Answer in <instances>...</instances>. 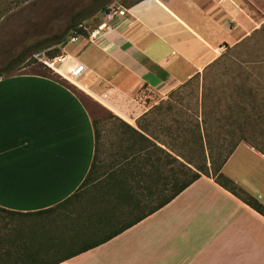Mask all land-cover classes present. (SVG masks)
I'll return each instance as SVG.
<instances>
[{"label":"crops","instance_id":"crops-1","mask_svg":"<svg viewBox=\"0 0 264 264\" xmlns=\"http://www.w3.org/2000/svg\"><path fill=\"white\" fill-rule=\"evenodd\" d=\"M122 7L126 13L107 23L98 39L90 42L81 36L67 42L62 55L85 66L69 81L85 99L121 121L123 130L126 123L154 140L136 124L151 107L146 97L161 98L202 72L219 56L220 46L243 36L248 15L238 0H136ZM142 87L149 91L140 97L143 103L137 108L128 104ZM94 121L84 99L64 82L40 73L1 75L0 207L34 213L74 193L92 162L95 166L100 149ZM119 155L115 163L123 162L125 153ZM221 171L264 204V154L241 142ZM41 215L45 217L34 221L51 227L59 221L52 219L56 211ZM72 221L80 228L91 222L77 214L61 220L68 227ZM121 224L119 219L113 225ZM84 232L72 246L50 252L46 261L264 264V216L205 175L133 225L73 254L83 242L102 240L109 233Z\"/></svg>","mask_w":264,"mask_h":264},{"label":"trees","instance_id":"trees-1","mask_svg":"<svg viewBox=\"0 0 264 264\" xmlns=\"http://www.w3.org/2000/svg\"><path fill=\"white\" fill-rule=\"evenodd\" d=\"M109 7L104 6L103 11ZM71 33L87 35L88 30L74 26ZM70 35L63 33L55 41L43 40L31 51L40 53L42 48L47 49L51 47L50 43H53L56 47L46 50L47 57L58 56L61 54L59 49L66 46ZM29 51H21L13 61L0 70V76L16 68ZM252 87L242 88L243 90L237 88L233 102L231 100L229 104L223 106L218 101L216 108L209 107L206 101L207 94L202 93L201 111L193 121L191 138L188 142L185 141L184 132L181 131L177 136L182 138L180 143L174 148H167L168 150L157 145L154 141H158L157 138L151 136L154 139L152 140L125 123L129 141L126 142L125 149L128 153L124 155L123 162L110 165L105 178L97 183L94 182L95 166L92 162L78 189L55 206L34 213L0 207V212L13 216L41 215L56 211L58 215L52 219L55 222L59 220L53 227L43 221L28 224L19 221L8 227V230L5 226L0 233V264H54L58 260L47 262L45 259L47 255L77 243L86 233L84 231L88 233L98 229L109 231L102 240L83 242L81 248L73 254L93 247L156 211L202 175L212 177L216 183L264 216V204L221 171L228 157L241 142L264 154V148L253 141L254 133L261 129L256 131V125L259 123L264 127V108L257 110L258 106L255 103L258 101L255 96L257 88ZM136 124L142 129L138 122ZM215 137L221 142L214 143ZM184 148L186 152H183ZM88 184H92L99 191L102 190L85 202L80 198V190ZM168 188L171 192L163 194ZM76 204L81 205L78 210L75 209ZM84 204L94 205V208L87 210ZM67 208L71 210H66ZM69 214L85 216L91 222L83 224L84 227L80 228L72 221L68 227L61 220ZM129 214L135 215L130 219ZM125 217L128 219L124 220ZM119 219L122 220V224L113 225L119 222ZM66 230L68 234L65 236Z\"/></svg>","mask_w":264,"mask_h":264},{"label":"rangeland","instance_id":"rangeland-1","mask_svg":"<svg viewBox=\"0 0 264 264\" xmlns=\"http://www.w3.org/2000/svg\"><path fill=\"white\" fill-rule=\"evenodd\" d=\"M135 1L0 0V70L13 61L21 51L30 50L16 68L4 72L3 75L24 72L44 74L64 82L84 99L99 133L100 149L93 172L95 183L105 178L110 165L119 159V154L128 153L125 149L126 142L129 141L128 133L123 130L121 121L113 118L97 103L85 99L80 89L44 63V60L48 59L46 50L55 48V44L50 43L51 47L42 48L40 53L31 51V49L43 40L55 41L60 34H72L74 26L88 31L95 28L102 21L104 6L126 7ZM238 1L246 11L249 22L247 27H243V36L233 45H225L223 52L198 75L169 89L164 96L161 95V98L159 95L154 98L146 97V104L152 103L151 107L136 122L146 129L149 135L157 138L163 148H174L180 143L182 138L177 136L181 131L184 132L183 139L189 141L193 121L197 119L201 111L200 100L204 92L207 94L206 101L209 107L216 108L218 101L223 106L229 104L231 100L233 102L237 88L243 90L242 88L253 86L252 88H257L255 90V96L258 98V101H255L258 106L257 110L264 108V0ZM63 49L64 47L59 49L60 55L63 54ZM148 94L149 91L142 87L128 104L135 105L137 108L144 101L140 97L144 98ZM120 116L131 122L122 113ZM262 125L259 123L256 125V131L261 129L255 132L259 135L254 133L253 141L264 148V131L261 132L264 127ZM220 142L221 140L217 137L214 138V143ZM183 152H186V148ZM88 189L98 190L92 184L85 185L80 190V198H83L85 202L96 194L91 191H89L91 193L87 192ZM170 192L171 189L168 188L163 194ZM134 215L129 214L128 218L131 219ZM41 217L45 216H13L0 212V233L5 226L8 230L19 221L28 224ZM128 218L125 217L124 220Z\"/></svg>","mask_w":264,"mask_h":264},{"label":"built area","instance_id":"built-area-1","mask_svg":"<svg viewBox=\"0 0 264 264\" xmlns=\"http://www.w3.org/2000/svg\"><path fill=\"white\" fill-rule=\"evenodd\" d=\"M125 13L126 9L122 6H110L107 10L103 11L102 21L95 28L89 30L87 35L72 33L68 42H74L81 36L85 37L90 42L95 41L106 30L108 25L107 23L112 21L116 16H122ZM223 50L224 46H220L219 52L221 53ZM44 63L51 67L61 77L70 82H73V80L77 79L85 71V66L82 63L75 59L68 61L65 55L48 58L44 60ZM61 67H64V70H62Z\"/></svg>","mask_w":264,"mask_h":264}]
</instances>
